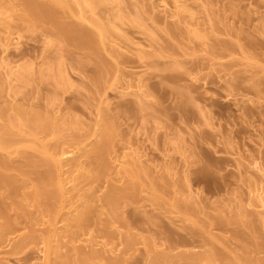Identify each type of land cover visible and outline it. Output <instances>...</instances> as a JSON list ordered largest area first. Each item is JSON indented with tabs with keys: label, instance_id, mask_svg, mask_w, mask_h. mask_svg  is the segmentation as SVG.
<instances>
[{
	"label": "rangeland",
	"instance_id": "374dc122",
	"mask_svg": "<svg viewBox=\"0 0 264 264\" xmlns=\"http://www.w3.org/2000/svg\"><path fill=\"white\" fill-rule=\"evenodd\" d=\"M62 2L0 0V264H264V0Z\"/></svg>",
	"mask_w": 264,
	"mask_h": 264
},
{
	"label": "bare ground",
	"instance_id": "6f19581e",
	"mask_svg": "<svg viewBox=\"0 0 264 264\" xmlns=\"http://www.w3.org/2000/svg\"><path fill=\"white\" fill-rule=\"evenodd\" d=\"M55 1H57V0H55ZM59 1H61V0H59ZM94 1L95 0H64V3L63 4H66V5H70V7L72 8L73 7V4H74V6H75V4H76V6H75V9H76V7L78 6V8H79V12H80V15L81 16H83L84 14H85V12L86 11H89V10H91V8H92V6L94 5ZM65 5V6H66ZM45 6V5H44ZM153 7V6H152ZM45 10H47V9H45ZM49 10V11H48ZM47 10V12H51V9L49 8ZM43 11H44V9H43ZM77 11V10H76ZM53 12V11H52ZM53 14V13H52ZM76 26V25H75ZM78 27V26H77ZM74 28V30L75 31H77L78 33H81V34H83V32L81 31V30H79L78 28ZM98 29L100 30V38L101 37H104V31L103 30H101V28H100V26H98ZM69 30V29H68ZM72 30V29H71ZM76 33V32H75ZM88 33V32H87ZM73 34V33H72ZM95 35V34H94ZM98 35H99V33H98ZM79 36H82V35H79ZM99 39V38H98ZM102 40V39H101ZM257 86H259V85H257ZM3 111V110H2ZM18 111V113L19 114H22L23 115V113H24V116H22V117H25V115L27 114H29L28 115V118H27V123H28V125H30V126H32V127H34V129L36 128V129H46L47 128V124H48V122H45V120L43 119V118H41V116H37V115H33V114H31V113H28L26 110H24V111H22V109H20V108H18V109H16V112ZM26 113V114H25ZM2 114H4V113H2ZM18 114V115H19ZM35 114V113H34ZM27 115H26V117H27ZM25 117V118H26ZM23 119V118H22ZM46 119V118H45ZM24 121H25V119H24ZM46 121H47V119H46ZM50 121V120H49ZM47 123V124H46ZM50 123V122H49ZM50 127V126H49ZM56 128V127H55ZM52 130H55V129H52ZM47 131H50V130H47ZM105 137H107V136H105ZM105 144V143H104ZM2 145V144H1ZM42 145H43V143H42ZM41 145V146H42ZM101 146V145H100ZM100 146H97V149L99 150L100 149ZM47 147H48V145H47ZM42 148L43 149H46V145L44 144L43 146H42ZM48 149V148H47ZM46 149V150H47ZM42 151H44V150H42ZM101 151V150H100ZM66 153V152H65ZM62 154H64V153H62ZM66 155V154H65ZM64 155V156H65ZM63 156V155H62ZM54 159V158H53ZM67 160H68V158H67ZM56 162L55 163V165H60V167H62L61 165H63L64 163H63V161H62V164H61V160L59 161V159H55V160H53V162ZM65 163H66V161H65ZM59 167V166H58ZM56 168V167H55ZM56 170H57V168H56ZM63 170V169H62ZM48 172V171H47ZM50 172V171H49ZM63 172V171H62ZM58 173V172H57ZM60 173V172H59ZM50 174V173H49ZM49 174H48V176H49ZM57 180H58V178H57ZM61 180V179H60ZM60 182V181H59ZM57 183V186H58V184L60 185V183ZM61 183H63V182H61ZM61 186V185H60ZM60 188V187H59ZM49 190V189H48ZM64 191L65 190H63L62 191V193H60V194H64ZM66 193V192H65ZM69 193V192H68ZM59 194V195H60ZM61 195V196H62ZM66 195V194H65ZM37 196V195H36ZM60 196V197H61ZM63 197V196H62ZM105 197V196H104ZM63 198H65V197H63ZM59 199V198H58ZM106 199H107V203H109L108 205H113V206H115L116 205V207H117V204L120 202V199H121V197L120 196H115V195H113V194H110L109 196H107L106 197ZM66 200V199H65ZM262 200V199H261ZM67 202V201H66ZM64 203V202H63ZM262 203H263V200H262ZM113 206H111L112 208H113V210L115 209V207H113ZM86 208H89V207H86ZM85 208V209H86ZM117 210V209H116ZM80 211V210H79ZM87 211H88V209H87ZM85 213V211H81V212H79V215H83ZM57 214V213H56ZM114 215V214H113ZM86 216V215H85ZM115 216V215H114ZM117 216V215H116ZM79 217V216H78ZM81 217V216H80ZM78 219V218H77ZM72 220V219H71ZM74 220V219H73ZM85 222V221H84ZM75 223H79L78 221H76ZM76 224V225H77ZM73 226V225H72ZM77 226H79V225H77ZM54 227V226H53ZM54 232V231H53ZM53 235V234H52ZM48 237V236H47ZM52 238V237H51ZM53 242H55V241H53ZM126 242L128 243V244H131V242H130V239H128L127 238V240H126ZM47 243V242H46ZM55 245H56V242H55ZM47 246H48V248H53L52 246H53V244L51 243V242H48L47 243ZM51 250V249H50ZM53 250H55V249H53ZM80 251V250H79ZM78 251V252H79ZM94 254H96V252L94 253ZM91 255V254H90ZM89 255V256H90ZM101 255V254H100ZM100 255H98L97 257H101ZM208 255V254H207ZM211 255V254H210ZM198 256V255H197ZM202 256V255H201ZM213 256V255H212ZM212 256H209V257H207L206 255H205V258H204V260L205 261H211V257ZM172 257V256H171ZM167 258V257H166ZM199 258V257H198ZM202 258V257H201ZM213 258H214V256H213ZM249 259V258H248ZM204 260L202 259V260H200V262H204ZM80 261V260H79ZM167 261V260H166ZM174 261V260H173ZM199 261V260H198ZM197 261V262H198ZM252 261V260H251ZM263 261V260H262ZM192 262V261H191ZM190 262V263H191ZM195 262V261H194ZM213 262V261H212ZM249 262V261H248ZM247 262V263H248ZM255 262V261H254ZM84 264H94V263H92V262H90V259H85L84 260V262H83ZM82 263V264H83ZM196 263V262H195ZM234 263V262H233ZM257 263V262H256ZM110 264V263H109ZM116 264V263H115ZM192 264H194V263H192ZM197 264V263H196ZM208 264H210V262H208ZM255 264V263H254Z\"/></svg>",
	"mask_w": 264,
	"mask_h": 264
}]
</instances>
